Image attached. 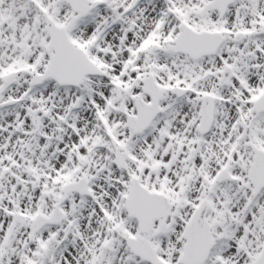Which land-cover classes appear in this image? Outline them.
<instances>
[{"label": "snow or ice", "instance_id": "snow-or-ice-1", "mask_svg": "<svg viewBox=\"0 0 264 264\" xmlns=\"http://www.w3.org/2000/svg\"><path fill=\"white\" fill-rule=\"evenodd\" d=\"M0 264H264V0H0Z\"/></svg>", "mask_w": 264, "mask_h": 264}]
</instances>
